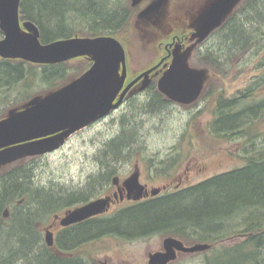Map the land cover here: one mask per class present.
<instances>
[{
  "label": "trees",
  "instance_id": "16d2710c",
  "mask_svg": "<svg viewBox=\"0 0 264 264\" xmlns=\"http://www.w3.org/2000/svg\"><path fill=\"white\" fill-rule=\"evenodd\" d=\"M245 9L241 15L228 18L214 33L217 45L204 54L206 67L225 69L235 52L264 47V0H248ZM20 10L23 19L38 26L44 44L74 37H117L132 18L123 4L109 7L102 0H22ZM65 64L34 65L0 58V89L22 82L30 89L33 79L42 77L40 80L50 85L52 93L70 83L55 89L56 81L59 84L69 77ZM261 68L264 69V60ZM254 89L241 92L239 97L217 100L216 120L211 126L212 135L217 138L242 139L246 161L243 168L128 209L107 222L66 232L53 248L41 236L42 215L61 204L80 201L84 195L56 194L46 188L34 191L26 168L5 172L0 176V222L9 200L28 197L30 208L15 210L10 225L0 223V264L13 260L26 264H83L72 252L85 242L102 238L106 228L129 239L161 234L212 247L220 244L221 251L206 264H264V98L257 101ZM162 103L158 95L145 108L155 111ZM129 127L126 124L121 136L106 148L112 158L118 159L125 150L134 148L135 138L127 131ZM236 219H241L237 230L232 225ZM237 238L241 240L225 246V241Z\"/></svg>",
  "mask_w": 264,
  "mask_h": 264
},
{
  "label": "rangeland",
  "instance_id": "374dc122",
  "mask_svg": "<svg viewBox=\"0 0 264 264\" xmlns=\"http://www.w3.org/2000/svg\"><path fill=\"white\" fill-rule=\"evenodd\" d=\"M102 1L109 7H120L123 4L132 13L128 27L115 36L126 51L130 81L160 62L165 55L160 49L161 42L164 41V44L169 42L172 36L179 35L184 30H195L203 15L217 0H167L158 12L147 17L143 15L148 5L147 1L139 6H134L133 0ZM157 1L151 0L152 3ZM247 1L240 0L227 19L232 15L239 16L244 13ZM25 22L28 21L22 18L24 30ZM214 33L205 40H197V44L193 38L186 42L187 46L191 47L188 51L185 49L187 66L196 71H207L204 90L196 102L191 105L168 102L165 96H161L159 89L151 90L145 96L131 97L119 112L77 133L60 150L48 156L30 157L15 162L0 170V176L8 171L26 168L33 185L31 190L46 188L56 194L81 193L88 176L96 171V166L104 163L106 148L124 131L123 118L126 122L130 120L127 131L134 134L135 138L134 148L125 150L124 153L127 155L124 172H128L129 166L135 161H139L147 179L151 178L149 169L152 161L158 165L164 164L163 161L171 162V166L165 170L169 175L159 177L153 183L155 187H162L168 180L178 179L188 168L192 171L188 187L243 168L246 161L242 139L236 137L230 141L217 138L212 135L211 126L216 120L217 100L221 97H239L241 92L255 87L254 98L257 101L264 98V69L261 68L264 47L244 53L235 52L229 59L227 68L210 69L199 64L196 54H206L217 45L218 37ZM3 38L4 34L0 29V41ZM66 63L64 67L69 70V77L59 84L56 81L55 89L80 77L92 66L91 59L86 57ZM39 70L43 71L40 68ZM40 79L34 78L35 83L30 89L24 86V82L6 90L0 89V117H9L12 113L25 109L34 98L50 94L52 91L50 85ZM150 95H159L162 98L164 104L162 103L158 110H145ZM169 195L171 192L164 194ZM16 200H26L23 204H30L28 197ZM12 216L13 214L8 218L2 216L1 225H10ZM41 223L39 230H42L40 233L45 242L44 230L52 221L48 217ZM240 224L241 219L232 222L236 230ZM61 237L62 235L56 236L57 244ZM168 237L171 236L157 234L136 239L104 236L85 242L72 254L79 257L83 264H149L151 256L164 252V241ZM240 240L229 239L224 244L232 246ZM181 242L186 247L196 245V242ZM219 251L220 244L193 254L179 252L177 259L171 264H206L207 260H213ZM62 254L67 257L66 253ZM8 264L26 263L13 260Z\"/></svg>",
  "mask_w": 264,
  "mask_h": 264
},
{
  "label": "water",
  "instance_id": "95a60500",
  "mask_svg": "<svg viewBox=\"0 0 264 264\" xmlns=\"http://www.w3.org/2000/svg\"><path fill=\"white\" fill-rule=\"evenodd\" d=\"M142 1L133 0V4L136 6ZM166 1L158 0L149 11H159ZM21 2L0 0V29L4 34L0 41L2 59L57 65L86 57L93 61V65L77 80L45 97L34 98L25 109L0 121V170L24 158L58 150L66 138L119 108L128 92L143 78H146L144 88H147L150 85V74L159 67L144 72L124 89L128 75L126 52L116 38L75 37L44 44L35 23L25 22L26 30L23 29ZM239 2L217 0L199 21L200 27L194 37L201 40L209 38L223 25ZM183 64L178 46L173 64L159 82V89L171 101L191 105L200 98L207 75L206 72L196 71ZM126 185L131 193H135L136 199L144 196L145 187L140 184L138 174ZM161 191L154 190L153 196L159 195ZM108 203L109 200L101 199L70 211L62 225L71 226L103 214ZM9 215L10 212L6 210L4 218ZM45 241L49 247L56 243L50 229L46 231ZM209 248V245L186 247L180 240L169 237L164 241V252L151 256L149 264H170L177 259L179 252L193 254Z\"/></svg>",
  "mask_w": 264,
  "mask_h": 264
},
{
  "label": "flooded vegetation",
  "instance_id": "af4514ba",
  "mask_svg": "<svg viewBox=\"0 0 264 264\" xmlns=\"http://www.w3.org/2000/svg\"><path fill=\"white\" fill-rule=\"evenodd\" d=\"M144 1H147V3H148L146 9L143 11V14L145 17H147L149 15L151 16L155 12H158V11H151V12L149 11L150 7L153 6L155 3H152L151 0H143L140 4H142ZM199 27H200V24H197L195 30H193V29L186 30V31L184 30L181 32V34H179V35L175 34L174 36H172L169 42H166L165 44H164V41L161 42L160 49H161V51L165 52V55H163L160 62L155 65V66L159 65V67L150 74V76H149L150 85L147 88H144V83L146 81V78H143L138 84H136L128 92L125 99L123 100V103L120 105L119 108L113 110L109 116H107L105 118L97 119L93 123L89 124L88 126L82 128L79 131H77L76 133H74L72 136L66 138L64 145H62L61 148H63L68 143V141L71 139V137H73L77 133H79V132H81L87 128H90L94 124H96L102 120H106L107 118L112 117L115 113L119 112L120 109L128 102V100L131 97L145 96V95L149 94L151 92V90L159 89V82H160L162 76L166 73V71L173 64L174 54H175V51H176L178 46H180V54L182 56V60L184 63L183 65H187L186 64L187 62L185 60V56H186L185 49L188 51L191 49V47H189L190 45L187 46L188 43H186V42H188V40L190 38H193L195 40V44H197L198 41L201 40L199 38L194 37V34L198 31ZM196 57L198 58V60L200 62L199 64L205 66L204 62H203L204 54L203 55L196 54ZM155 66H153V67H155ZM153 67H151V68H153ZM151 68H149L148 70H150ZM148 70H145L144 72H146ZM143 73H141L140 75H142ZM140 75H137L133 80L129 81V74H128L127 80H126L125 85H124V89L132 81H134L136 78H138ZM162 95L163 94L161 93V96ZM155 98H156V96L150 95L149 100H148V104H145V106L151 104V101L153 99L155 100ZM118 99H119V97L116 99L115 102H117ZM165 102H167V100H165ZM168 102L174 103L169 99H168ZM145 110L148 111V108H145ZM128 123H130V120H127V122H126L125 118H123V121H122L123 130H125V126ZM60 149H58V150H60ZM55 152L56 151H54L52 153L44 154L42 156H48V155L53 154ZM42 156H39V157H42ZM105 156H106V162L104 164L96 166V171L92 175L88 176L87 183L85 184V186H83L82 192L81 193L79 192L77 194L74 193L75 195H79V194L84 195L78 199L80 201L70 203V204H63V205L61 204L59 207H56L55 209H52L50 211H46L42 215V217H41V218H43L42 220H46L49 217L52 221L51 225L48 226L47 228H45L44 234L46 233V231L48 229H50L56 237V236L63 235L66 232L74 231V230H76L80 227H83L87 224H90V223L107 222V221H109L113 218H116L119 215L123 214L128 209H132V208L140 206L142 204H146V203H150V202H153L155 200H158L161 196H163L164 194H166L168 192H171V194H174L178 191L186 190V189H189L191 187V186L188 187V182L190 181V178H191L190 173H192L191 168H188L187 171L185 172V174L183 176H180L178 179L174 178V179H171L170 181L169 180L166 181L162 187L153 186V183L157 179H159V177H161L163 175L164 176L169 175V172L165 171L166 169H168L171 166L170 165L171 162L169 160L163 161L164 164H162V165L161 164H159V165L154 164V161H152L151 162L152 165H150L151 168L149 169L151 172V175H150L151 178L148 177L146 179L144 177V170L141 167L139 161H135V163L132 164V166L131 165L129 166V169H128L129 171L124 172L125 171V158L127 157V155H122L120 158L115 159V158H112V155H110L109 152H107V154H105ZM131 156L133 157L134 155H131ZM164 172H166V173H164ZM136 174L139 175L140 184L145 187L144 196L141 199H136L135 193H131L129 191L127 185H126V183ZM95 184H96V186L92 191L91 187ZM156 189H162V192L157 196H153V191ZM101 199L109 200V203L106 207L105 213L97 215V216L92 217V218H89V219L84 220L82 222L75 223L71 226L65 227L62 225L63 219L68 215V213L70 211H74L78 208H81V207L91 203V202L101 200ZM25 201L26 200H9L7 202L8 205H6L4 207L2 216H4V212L6 210L10 211L11 215L15 212V210L20 209V208H23V209L25 208L28 211V209L30 207H29L28 203L23 204V202H25ZM40 232H42V230H40ZM101 235H102V237H104V236L114 237V236H121V233L117 230H114V229L111 230V229L106 228V233H103Z\"/></svg>",
  "mask_w": 264,
  "mask_h": 264
}]
</instances>
